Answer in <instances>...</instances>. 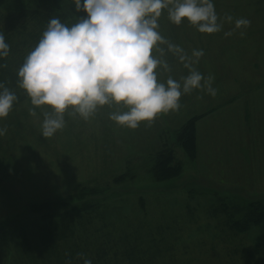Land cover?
<instances>
[{"label": "rangeland", "instance_id": "obj_1", "mask_svg": "<svg viewBox=\"0 0 264 264\" xmlns=\"http://www.w3.org/2000/svg\"><path fill=\"white\" fill-rule=\"evenodd\" d=\"M214 5L221 17L249 19L245 34L237 29L225 36L233 28L228 22L219 32L201 33L186 20L173 24L164 10L158 31L165 42L159 45L162 53L153 54L170 67L160 70L159 79L170 75L179 81L189 69L167 50V42L189 57L194 49L203 50L192 67L212 77L215 96L193 90L182 95L179 110L141 122L136 129L109 119L110 112L126 110L122 105L102 106L88 120L69 109L65 126L50 138L41 135L43 112L50 107H38L31 115L29 97L0 118V128L6 130L0 136V233L12 221L31 219L32 206L44 200L67 198L75 187L99 185L112 188L110 208L128 204L129 211H136L132 216L155 219L154 232L174 251L173 264H264V243L256 245L264 241V225L236 237L235 244L242 243L249 258L235 262L219 244L227 231L226 216L213 212L219 197L236 203L264 199V0H214ZM192 117L197 126L194 157L177 146L179 176L157 181L152 167L160 134ZM122 174L126 178L115 181ZM141 200L145 207L140 209ZM119 214L112 220V232L133 227ZM207 248L210 255L204 254Z\"/></svg>", "mask_w": 264, "mask_h": 264}, {"label": "clouds", "instance_id": "obj_2", "mask_svg": "<svg viewBox=\"0 0 264 264\" xmlns=\"http://www.w3.org/2000/svg\"><path fill=\"white\" fill-rule=\"evenodd\" d=\"M76 11L87 15L67 25L51 17L38 43L27 54L17 70V84L25 90L34 107L48 106L43 112L41 135L50 138L65 126V113L84 120L98 108L122 105L126 110L112 111L109 119L122 127L136 129L141 122H152L157 116L177 111L181 97L203 89L215 96L212 77L192 67L203 55L194 49L187 56L176 44L167 42V50L188 67L181 80L168 76L159 79L160 70L170 71L169 64L155 51L164 43L158 31V18L164 10L176 25L185 20L201 33L222 30L225 22L233 28L224 33L231 36L240 29L245 33L251 21L230 14L223 17L216 11L214 0H72ZM9 44L0 33V58L9 53ZM195 58V59H194ZM17 95L0 82V118L8 116ZM0 128V136L5 134ZM83 264H92L83 253Z\"/></svg>", "mask_w": 264, "mask_h": 264}, {"label": "trees", "instance_id": "obj_3", "mask_svg": "<svg viewBox=\"0 0 264 264\" xmlns=\"http://www.w3.org/2000/svg\"><path fill=\"white\" fill-rule=\"evenodd\" d=\"M86 15L83 10L76 11L72 0H0V33L10 46L8 55L0 58V82L17 95L12 110L28 98L17 84V70L38 43L49 19L55 16L71 25ZM195 122L192 117L185 124L160 134L163 139L153 155L152 167L157 181L179 176L182 164L174 161L177 146L194 157ZM123 178L125 174L115 181ZM111 191L109 187L87 184L75 187L67 198L47 199L32 206L31 219L12 221L6 229H1L0 264H83L80 253L91 259L92 264H173L174 251L156 237L155 219L144 217L141 220L132 216L136 211H129L128 204L110 208ZM215 202L213 212L226 216L223 222L227 231L219 244L224 245L233 261L247 260L249 253L245 246L236 245L234 241L252 227L264 225V199L236 203L219 197ZM143 207L141 200L140 209ZM116 213L136 229L127 227L112 232V220H118ZM262 243L264 241H259L256 245L259 247ZM204 254L210 255L209 248Z\"/></svg>", "mask_w": 264, "mask_h": 264}]
</instances>
